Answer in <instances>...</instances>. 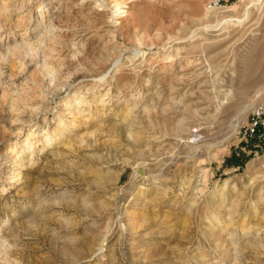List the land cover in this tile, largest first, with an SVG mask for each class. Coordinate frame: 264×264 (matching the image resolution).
Returning a JSON list of instances; mask_svg holds the SVG:
<instances>
[{"label":"rangeland","instance_id":"rangeland-1","mask_svg":"<svg viewBox=\"0 0 264 264\" xmlns=\"http://www.w3.org/2000/svg\"><path fill=\"white\" fill-rule=\"evenodd\" d=\"M9 3L0 264H264V0Z\"/></svg>","mask_w":264,"mask_h":264},{"label":"bare ground","instance_id":"bare-ground-1","mask_svg":"<svg viewBox=\"0 0 264 264\" xmlns=\"http://www.w3.org/2000/svg\"><path fill=\"white\" fill-rule=\"evenodd\" d=\"M2 2L0 3V13H5V15H9V13L11 12H9V8H10V4L11 3H9V0H1ZM22 5H23V3H20V6H18V7H22ZM16 9V8H15ZM15 11V13H17L18 11L17 10H14ZM13 11V12H14ZM121 11V10H120ZM9 12V13H8ZM114 13V12H113ZM115 13H117V12H115ZM114 13V14H115ZM17 14H19V13H17ZM19 16H20V14H19ZM18 16V17H19ZM230 20V19H229ZM239 20V19H238ZM242 20V19H241ZM226 21V20H225ZM217 22H219V21H217ZM210 26V25H209ZM139 49V48H138ZM138 49H132V50H130V52L133 54V53H139L138 52ZM119 57V56H118ZM104 71H106V69L104 70ZM101 72L100 74H98V79H101L104 75H106V74H104V73H106V72ZM107 76V75H106ZM256 95H255V99L261 94V92L259 91V90H256ZM99 101H101V100H99ZM104 102V101H103ZM101 104V103H100ZM252 106V102H248V103H246L245 105H244V109H246V108H249V107H251ZM72 126V125H71ZM60 129V128H59ZM235 129V127L232 129V130H234ZM47 139V138H46ZM48 141H49V139H48ZM49 143V142H48ZM142 173V171H141V168L137 165L136 166V169H135V172H134V174H133V176L132 177H135L136 175H138V174H141ZM13 175V174H12ZM15 175H17V173L15 174ZM14 175V176H15ZM13 176V177H14ZM132 217H135V215H129L127 218H126V226L128 227L129 225L131 226L132 224H134V220H131L130 218H132ZM136 220V219H135ZM125 223V222H124ZM123 225V224H122ZM138 225V224H137ZM136 225V226H137ZM125 226V227H126ZM125 227H123V230H122V232L124 231V229H125ZM127 227H126V229H127ZM134 228V227H133ZM123 234V233H122ZM123 237V236H122ZM4 244V243H3ZM3 244H0L2 247H4L3 246ZM102 247H104L103 245H101L100 247H98L99 249H101ZM1 249V248H0Z\"/></svg>","mask_w":264,"mask_h":264},{"label":"built area","instance_id":"built-area-1","mask_svg":"<svg viewBox=\"0 0 264 264\" xmlns=\"http://www.w3.org/2000/svg\"><path fill=\"white\" fill-rule=\"evenodd\" d=\"M248 131L264 142V104H256L249 112Z\"/></svg>","mask_w":264,"mask_h":264}]
</instances>
